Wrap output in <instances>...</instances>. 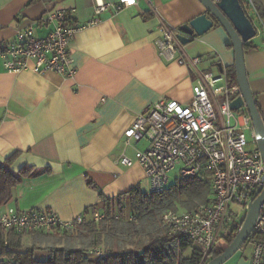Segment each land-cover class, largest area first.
<instances>
[{"label": "crops", "instance_id": "1", "mask_svg": "<svg viewBox=\"0 0 264 264\" xmlns=\"http://www.w3.org/2000/svg\"><path fill=\"white\" fill-rule=\"evenodd\" d=\"M51 9H73L72 21L81 25L93 17L94 0H0V43L10 40L16 28L36 25ZM203 12L197 0H136L120 11L106 10L97 23L74 34L72 77L30 70L12 73L0 62V163L17 153L9 167L12 173L24 166L40 171L21 178L12 201L0 209L52 211L69 222L97 210L99 193L113 198L135 187L150 193L144 169L136 162L126 167L119 161L123 152L129 158L134 154L131 147H124L123 133L149 104L190 101L196 72L159 54L157 27L163 21L179 29ZM252 23L256 35L247 42L244 65L264 121V16ZM46 33L35 27L36 36ZM181 55L199 57L198 72L234 70L233 48L217 24L181 44L177 56ZM87 180L96 188L88 187ZM41 235L23 234L21 242L41 248L54 243V236ZM224 264L249 262L247 255L237 252Z\"/></svg>", "mask_w": 264, "mask_h": 264}, {"label": "built area", "instance_id": "2", "mask_svg": "<svg viewBox=\"0 0 264 264\" xmlns=\"http://www.w3.org/2000/svg\"><path fill=\"white\" fill-rule=\"evenodd\" d=\"M240 1L251 22L254 18L261 21L250 0ZM135 4L136 0H94L93 17L81 25L72 21L73 9H51L36 25L18 27L10 40L0 43L1 65L12 73L30 70L72 77L75 70L71 67L70 43L74 34L97 23L98 16L106 10L117 12ZM36 26L47 29V33L36 36ZM157 30L159 54L196 72L192 96L187 104L160 100L135 115L123 133L124 147L133 149V158L123 152L119 161L126 167L138 163L150 180L151 192H161L169 183V173L177 167L180 178L193 177L209 183L205 202L190 210H167L161 215V225L168 235L193 242L200 254L198 264H205L228 231L237 233L241 229L250 203L264 190V160L246 108L230 107L233 100L242 98L236 82L230 83L226 72L196 71L199 57L177 56L181 45L176 36L178 29L160 21ZM246 131L251 134V149L247 148ZM133 143L144 146L135 148ZM93 218H99L96 212ZM82 221L80 216L63 222L52 211L39 209H0V230L17 235L68 231ZM244 243L249 264H264V201ZM94 253L100 255L98 251Z\"/></svg>", "mask_w": 264, "mask_h": 264}, {"label": "trees", "instance_id": "3", "mask_svg": "<svg viewBox=\"0 0 264 264\" xmlns=\"http://www.w3.org/2000/svg\"><path fill=\"white\" fill-rule=\"evenodd\" d=\"M250 1L262 19L263 0ZM246 47L247 43L243 45L244 53ZM226 73L230 83H235L234 70ZM16 156L17 153L5 163H0V207L12 201V191L21 178L40 173L31 166L22 167L17 174L12 173L9 167ZM87 185L96 188L90 180H87ZM208 194L209 183L193 177L180 178L161 192L143 193L139 187H135L113 198H106L99 193V208L105 211V216L97 222L84 221L79 224L74 231V239L64 231L41 233V236L55 237L53 245L46 247L49 253L46 260L36 259L35 253L39 247H24L21 235L0 230V264H198L200 254L197 249L188 251L191 241L185 237L168 235L161 225V215L167 210L176 211L174 205L177 201L190 210L205 202ZM125 202L130 211L127 221L122 219ZM235 234L236 231L230 230L223 236L227 245ZM76 238L85 240L76 246ZM123 244L130 247H124ZM222 250L213 248L209 259L219 255ZM95 251L100 252V255H96Z\"/></svg>", "mask_w": 264, "mask_h": 264}, {"label": "water", "instance_id": "4", "mask_svg": "<svg viewBox=\"0 0 264 264\" xmlns=\"http://www.w3.org/2000/svg\"><path fill=\"white\" fill-rule=\"evenodd\" d=\"M197 1L204 8V12L180 26L176 35L177 39L182 45H186L194 36H202L215 24L224 30L233 48L235 79L242 96V98L233 100L230 107L233 110L242 106L246 108L256 134L258 149L264 160V121L248 85L243 50V45L255 37L256 30L246 15L240 0H218L216 3L213 0ZM217 67L222 72L221 64H218ZM263 201L264 190L250 203L242 227L232 241L219 255L209 259L205 264H224L240 250L253 228Z\"/></svg>", "mask_w": 264, "mask_h": 264}, {"label": "rangeland", "instance_id": "5", "mask_svg": "<svg viewBox=\"0 0 264 264\" xmlns=\"http://www.w3.org/2000/svg\"><path fill=\"white\" fill-rule=\"evenodd\" d=\"M245 136H246V141H247V143H248V147H247V148L251 149V148L254 146V145L252 144L251 134H250L248 131H246ZM177 171H178V167L169 173V183H168V187L174 185L177 181L180 180V176H179V174L177 173ZM123 205H124V207H123V208H124V209H123L124 211H123V217H122V219H123L124 221H127V220H129L130 211H129V209H128V206H127L126 202H125V204H123ZM174 206H175V208H176V211H178V212H181V211H185V210H187L186 207H185L182 203H179L178 201L175 202V205H174ZM95 212L98 214V217H99L100 219H101L102 217L105 216V211H103L102 209L98 208L97 210L92 211V213L89 214L88 216H86V217H82V218H83L82 223H83L84 221H87V222L95 221V222H97V221L99 220V218H98V219H94V218H93V213H95ZM236 213H237V210H235V211L233 212V216H234ZM114 216H115V217L117 216V213H116V212L114 213ZM118 218H119V217H118ZM77 226H79V224H75V225L72 227V229H70V230H68V231H64V232H66V233L69 235L68 237H72L71 239H74V238H73L74 235H75V234H74V233H75L74 231H75V229H77ZM82 240H85V239H84V238H83V239H81V238H76V239L74 240V245L78 246V245H79V242L82 241ZM50 244L53 245V242H51ZM123 245H124V247H130L128 244H123ZM35 246H39V249H38V250L36 251V253H35V257H36V259H38V260H46V259L48 258V256H49V253H48V251L46 250V248H44V247L41 248L40 245H35ZM226 246H227V244H226V242H225L224 240L217 242V247H220V248L224 249ZM193 249H196V245H195L193 242H190V247H189L188 251H191V250H193ZM246 250H247V244L244 243V244L242 245L240 251H238V253L243 252L244 255H246V254H247Z\"/></svg>", "mask_w": 264, "mask_h": 264}]
</instances>
